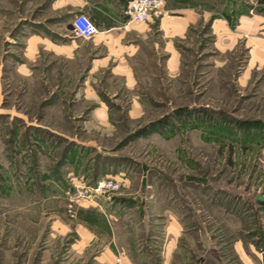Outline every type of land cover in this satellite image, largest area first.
Masks as SVG:
<instances>
[{
  "label": "rangeland",
  "instance_id": "1",
  "mask_svg": "<svg viewBox=\"0 0 264 264\" xmlns=\"http://www.w3.org/2000/svg\"><path fill=\"white\" fill-rule=\"evenodd\" d=\"M48 2L0 0V264H101L72 216L105 212L123 179L138 207L183 224L182 264H264V3L210 2L175 42L179 66L166 67L155 36L128 79L90 70L85 55L26 58L31 36H77ZM106 180L119 189L75 201Z\"/></svg>",
  "mask_w": 264,
  "mask_h": 264
},
{
  "label": "crops",
  "instance_id": "2",
  "mask_svg": "<svg viewBox=\"0 0 264 264\" xmlns=\"http://www.w3.org/2000/svg\"><path fill=\"white\" fill-rule=\"evenodd\" d=\"M164 1L159 14L152 15L144 24L125 27L124 10L129 0H49L48 6L55 17L72 18L85 13L95 24L97 33L90 40L73 36L75 40L67 45L50 35H34L26 42L24 55L34 60L35 55L39 59L44 52L49 57L48 63L54 64H61L63 59L73 62L79 55H85L90 70L124 72L123 78L132 79L133 72L145 69L147 49H157L159 43L153 41L156 36L165 41L166 67L175 69L180 64L175 42L184 39L189 27L200 18L207 19L210 13L204 8L215 0ZM213 25L221 28L220 39L228 41L231 47L233 38L227 19L213 21ZM79 42L87 43L86 51ZM131 182L123 179L124 191L108 202L105 212L95 206L76 210L72 217L83 243L81 247L89 249L96 243L100 263L113 262L119 256L125 264H182L186 236L183 224L171 209L154 208L157 211L153 213L143 207V202L138 207L136 187L127 188Z\"/></svg>",
  "mask_w": 264,
  "mask_h": 264
},
{
  "label": "built area",
  "instance_id": "3",
  "mask_svg": "<svg viewBox=\"0 0 264 264\" xmlns=\"http://www.w3.org/2000/svg\"><path fill=\"white\" fill-rule=\"evenodd\" d=\"M164 0H129L127 3L124 16L126 17L125 27L127 26H137L144 24L148 19L154 15L159 14L164 7ZM72 31L81 38L85 40L92 39L97 33V28L93 21L85 13H79L72 17L71 20ZM119 189L117 182L106 180L101 181L92 188V193L78 192L75 197V201L80 200L89 201L92 199L93 195L103 197L105 192H114ZM71 196V193L68 192ZM107 199V198H106ZM101 264H125L119 256H116L113 262H103Z\"/></svg>",
  "mask_w": 264,
  "mask_h": 264
},
{
  "label": "water",
  "instance_id": "4",
  "mask_svg": "<svg viewBox=\"0 0 264 264\" xmlns=\"http://www.w3.org/2000/svg\"><path fill=\"white\" fill-rule=\"evenodd\" d=\"M70 29L72 30V27L70 26ZM255 200L259 203H264V196L262 195H256Z\"/></svg>",
  "mask_w": 264,
  "mask_h": 264
},
{
  "label": "trees",
  "instance_id": "5",
  "mask_svg": "<svg viewBox=\"0 0 264 264\" xmlns=\"http://www.w3.org/2000/svg\"><path fill=\"white\" fill-rule=\"evenodd\" d=\"M259 136H260L261 140L264 141V131L261 132V133H259ZM263 205H264V204H263Z\"/></svg>",
  "mask_w": 264,
  "mask_h": 264
}]
</instances>
